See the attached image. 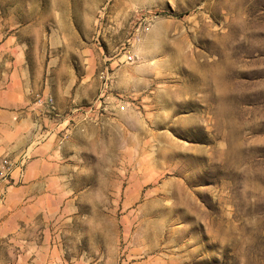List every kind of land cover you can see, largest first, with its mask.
Segmentation results:
<instances>
[{
    "label": "rangeland",
    "instance_id": "rangeland-1",
    "mask_svg": "<svg viewBox=\"0 0 264 264\" xmlns=\"http://www.w3.org/2000/svg\"><path fill=\"white\" fill-rule=\"evenodd\" d=\"M13 73L63 115L0 128V264H264V0H0Z\"/></svg>",
    "mask_w": 264,
    "mask_h": 264
},
{
    "label": "crops",
    "instance_id": "crops-1",
    "mask_svg": "<svg viewBox=\"0 0 264 264\" xmlns=\"http://www.w3.org/2000/svg\"><path fill=\"white\" fill-rule=\"evenodd\" d=\"M14 70H16V67ZM11 77V81L8 84H5L3 87L0 86L1 129L5 127V132L8 134L17 133L19 135H24L29 131L25 132L24 127H26V130H33L34 119L40 114H44L48 118H50V116L57 117L59 120L62 118L63 114L59 110L56 103L53 104L52 108L43 107L36 103V95L42 93L43 98L48 97V95L44 92L35 91L34 89L36 88H34V86H30L29 83L19 81V77H15L14 73ZM43 132L47 131L44 130ZM19 145H21L19 147L20 149L25 148L26 143L24 141H19L18 146ZM24 151H28V148ZM30 154L32 158L26 165V179L33 183H43L46 180L45 172L43 170L46 161L42 155V150L39 148L31 149Z\"/></svg>",
    "mask_w": 264,
    "mask_h": 264
},
{
    "label": "built area",
    "instance_id": "built-area-1",
    "mask_svg": "<svg viewBox=\"0 0 264 264\" xmlns=\"http://www.w3.org/2000/svg\"><path fill=\"white\" fill-rule=\"evenodd\" d=\"M36 103L43 106V107H48L50 108L52 106V100L48 97L46 98H43V96L39 97V96H36ZM2 166H7V162H3L2 163ZM9 167V165H8Z\"/></svg>",
    "mask_w": 264,
    "mask_h": 264
}]
</instances>
